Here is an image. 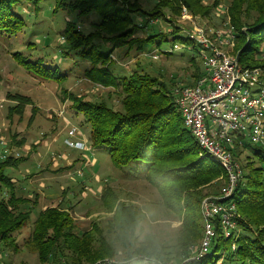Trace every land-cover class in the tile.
Here are the masks:
<instances>
[{
	"label": "trees",
	"instance_id": "1",
	"mask_svg": "<svg viewBox=\"0 0 264 264\" xmlns=\"http://www.w3.org/2000/svg\"><path fill=\"white\" fill-rule=\"evenodd\" d=\"M28 1L39 9L43 0ZM221 1L209 4L208 0H156L153 7L146 10L141 0H55L54 12L66 9L80 16L92 12L99 15L96 32L84 33L75 21L66 24L63 34L69 45L64 57L88 61L90 67L86 72L93 80L121 87L122 108L115 109L105 101L93 102L77 96L71 98L72 107L90 125L93 145L105 147L116 167H130L134 176H145L160 193L167 211L181 221L175 247L187 259L180 258L175 264H264V147L244 141V148L251 150L253 155L247 156L242 178L229 200L236 204L239 229L226 236L218 226L217 237L208 252L199 258H188L186 250L199 243L203 235V199L220 194L217 184H224L225 171L217 160L202 152L196 138L185 127L173 91L175 84L138 69L118 80L111 68V53L114 48L123 46L130 49L136 46L142 51L149 42H156L158 49L163 42H172L169 51L160 49L169 54L175 51V46L192 48L196 53L190 57L186 70L187 74L189 69L193 71L190 76L194 81L181 85H194L205 70L201 50L197 49L201 44L190 38L186 29L176 22L185 6L192 14L200 16L210 17L214 13L226 17L228 13L237 31L236 53L240 64L264 68L261 48L264 0H232L228 11L220 9ZM22 3L23 0H0L1 37H11L25 29V15L18 9ZM137 14L143 18L141 22L136 21L134 15ZM157 17L170 22V30L152 29L146 38L135 36ZM103 33L106 36H100ZM98 37L106 39L111 46L95 42ZM15 57L26 71L43 80L60 82L69 76L65 70L47 65L40 58H31L21 52H16ZM8 96L17 102L10 108L11 113L22 115L30 98L18 93ZM25 142L14 134L13 145L22 146ZM9 148L10 153L0 158V251L19 249L16 233L27 225L34 206L23 207L31 199L18 194L17 181L8 173V168H18L28 157H17L13 148ZM241 152L240 148L234 150L236 157ZM102 207L113 214L104 224L93 222L92 228L83 232L68 209L47 207L36 217L24 246L36 251L43 264H127L128 254L119 261L109 260L108 256L115 253L117 223L140 208L121 201L110 188L102 192ZM233 243L237 246L235 250ZM229 244L228 252L226 246ZM175 252V248L171 250L159 240L158 251L140 252L134 264H160V259L174 255L175 258ZM144 255L154 262H145Z\"/></svg>",
	"mask_w": 264,
	"mask_h": 264
},
{
	"label": "rangeland",
	"instance_id": "2",
	"mask_svg": "<svg viewBox=\"0 0 264 264\" xmlns=\"http://www.w3.org/2000/svg\"><path fill=\"white\" fill-rule=\"evenodd\" d=\"M155 1L141 0L142 7L149 10ZM213 1L208 0V3ZM231 1L222 0L220 9L228 11ZM39 6V9H35L33 3L23 0L18 9L25 15V29L11 37L0 36V135L8 147L19 150L20 156L28 157L18 168H8V173L17 181L18 194L31 199L23 207L31 208L34 205L27 225L16 233L19 249L0 251V262L43 264L36 251L24 246V241L30 236L39 212L47 207L61 206L68 209L82 232L90 230L93 222L104 224L113 214L102 207V192L107 188L114 190L123 202L135 204L139 208L155 209L159 240L171 250L175 248L177 255L175 258L174 255L160 259L161 262L176 263L183 257L186 260L187 256L180 255L175 247L181 221L167 211L158 190L145 176H134L130 167H116L105 147H95L90 136V125L72 107L71 98L77 96L93 102L105 101L115 109L122 108L119 96L121 87L93 80L86 72L90 67L88 61H77L74 56L64 57L66 46L69 45L63 34L66 24L75 21L84 33L96 32L100 21L98 13L80 16L77 12L71 13L66 9L54 12L55 0H43ZM134 17L137 22L143 20L138 14ZM224 18L226 20L224 15L216 16L213 13L210 17L194 15L192 20L185 18L181 10L176 22L186 30H192L195 26H203L207 30H224ZM170 27V22L165 18L157 17L146 28L137 31L135 36L146 38L152 29L168 31ZM210 35L213 36L212 33ZM95 42L111 46L110 42L101 37L96 38ZM236 45L237 41L234 46L235 54ZM155 46L156 42H149L142 51L136 46L131 49L128 46L114 48L111 53V68L117 79L138 69L168 81L169 84L174 83V88L194 81L190 76L193 71L189 69L187 74L186 67L188 68L190 57L196 50L175 46V51L169 54L164 51L171 49L172 42L162 43L160 49H164L163 52ZM200 47L197 46V49L201 50ZM261 48L264 50V42ZM16 52L40 58L47 65L60 67L69 76L60 82L36 77L23 68L15 57ZM10 93L30 98V104L25 106L22 115L11 113L10 108L17 102L8 96ZM73 128L77 131L72 135ZM14 134L18 135V139L24 138L25 144L13 145ZM2 151L0 145V158ZM248 155H253L251 150L242 148L237 157L242 166L247 162ZM254 157L257 159V156ZM221 168L225 171L222 166ZM217 186L221 190L223 185L219 183ZM209 196L214 195L205 198ZM226 247L229 252L230 244ZM125 257L127 253L122 254L116 244L114 256H108V259L119 261Z\"/></svg>",
	"mask_w": 264,
	"mask_h": 264
},
{
	"label": "built area",
	"instance_id": "3",
	"mask_svg": "<svg viewBox=\"0 0 264 264\" xmlns=\"http://www.w3.org/2000/svg\"><path fill=\"white\" fill-rule=\"evenodd\" d=\"M182 13L185 18L194 19L185 6ZM224 23V30H207L203 26L186 30L202 46L205 74L194 85H178L173 89L185 127L196 138L202 152L217 160L225 170L220 194L202 202L203 235L199 243L190 245V259L208 252L217 237L218 226L226 236L239 229L236 204L229 201L243 175L234 150L244 148L245 140L264 147V68L240 64L234 52L237 35L228 13ZM76 131L73 128L71 134ZM0 145L2 157L10 153L1 135ZM12 151L17 157L21 155L19 150ZM236 247L233 243V250ZM143 259L154 262L146 256Z\"/></svg>",
	"mask_w": 264,
	"mask_h": 264
},
{
	"label": "clouds",
	"instance_id": "4",
	"mask_svg": "<svg viewBox=\"0 0 264 264\" xmlns=\"http://www.w3.org/2000/svg\"><path fill=\"white\" fill-rule=\"evenodd\" d=\"M156 225V211L151 207H141L117 223L115 240L121 253L128 254L127 264H134L136 256L140 252L147 253L159 250Z\"/></svg>",
	"mask_w": 264,
	"mask_h": 264
},
{
	"label": "crops",
	"instance_id": "5",
	"mask_svg": "<svg viewBox=\"0 0 264 264\" xmlns=\"http://www.w3.org/2000/svg\"><path fill=\"white\" fill-rule=\"evenodd\" d=\"M13 180L16 182V179L15 178Z\"/></svg>",
	"mask_w": 264,
	"mask_h": 264
}]
</instances>
